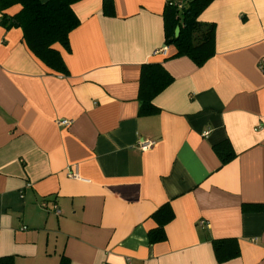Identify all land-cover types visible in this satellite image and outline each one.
I'll return each mask as SVG.
<instances>
[{
	"label": "crops",
	"instance_id": "0c3cea01",
	"mask_svg": "<svg viewBox=\"0 0 264 264\" xmlns=\"http://www.w3.org/2000/svg\"><path fill=\"white\" fill-rule=\"evenodd\" d=\"M104 1L74 4L71 51L56 46L67 75L31 51L21 28L2 26L0 12V257L264 264V0H216L203 11L216 52L202 66L171 57L168 0H113L114 16ZM155 62L174 80L154 99L157 113L144 115L141 67ZM142 141L154 145L144 151ZM225 141L236 156L223 164L214 147ZM165 204L174 219L151 244ZM229 238L240 254L219 263L213 243Z\"/></svg>",
	"mask_w": 264,
	"mask_h": 264
},
{
	"label": "trees",
	"instance_id": "16d2710c",
	"mask_svg": "<svg viewBox=\"0 0 264 264\" xmlns=\"http://www.w3.org/2000/svg\"><path fill=\"white\" fill-rule=\"evenodd\" d=\"M79 0H0L1 25L5 28L19 27L31 51L54 73L67 75L69 70L57 45L71 51L70 34L79 27L80 20L74 11V4ZM216 0H168L163 17L166 29V46L176 50L171 57H189L202 66L215 55L216 25L199 20L203 11ZM19 5L20 11L14 16L6 14L7 9ZM104 13L114 16L113 0H105ZM180 28L178 37L175 35ZM173 77L162 63H146L141 67L139 80V99L142 114L157 113L154 99L173 82ZM223 164L231 161L236 155L228 141L214 147ZM243 212H259L262 204H244ZM170 204H165L153 214L157 227L151 230V244L166 238L165 227L174 219ZM216 257L219 263L236 258L240 254L236 239L214 241ZM0 264H14L12 256L0 257ZM60 264H70L63 257Z\"/></svg>",
	"mask_w": 264,
	"mask_h": 264
},
{
	"label": "built area",
	"instance_id": "2783aa9c",
	"mask_svg": "<svg viewBox=\"0 0 264 264\" xmlns=\"http://www.w3.org/2000/svg\"><path fill=\"white\" fill-rule=\"evenodd\" d=\"M167 51H168V50H167V47H164L163 49L157 51L156 53H163L164 55H167ZM70 123H71V121H69V120H62V121L59 122V124L62 125V126H67V125H69ZM204 135H205V136L209 135V131H206ZM153 145H154V142H152V141H148V142H146V141H142V142L140 143V147H141V149L144 150V151L148 150V149L151 148ZM71 177H73V178H77V175L72 174ZM44 206H45V205H44ZM59 213H60V212L57 211V214H59Z\"/></svg>",
	"mask_w": 264,
	"mask_h": 264
},
{
	"label": "water",
	"instance_id": "95a60500",
	"mask_svg": "<svg viewBox=\"0 0 264 264\" xmlns=\"http://www.w3.org/2000/svg\"><path fill=\"white\" fill-rule=\"evenodd\" d=\"M179 34H180V28L178 27V28L176 29V31H175V35H176V37H178Z\"/></svg>",
	"mask_w": 264,
	"mask_h": 264
}]
</instances>
